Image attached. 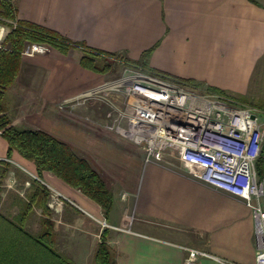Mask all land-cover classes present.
I'll return each instance as SVG.
<instances>
[{"label": "crops", "instance_id": "0c3cea01", "mask_svg": "<svg viewBox=\"0 0 264 264\" xmlns=\"http://www.w3.org/2000/svg\"><path fill=\"white\" fill-rule=\"evenodd\" d=\"M14 3L18 18L57 30L72 42L120 54L108 59L123 63L124 57L139 59L151 49L150 68L233 92L248 90L264 60V0ZM0 25L10 30L5 22ZM83 53L75 45L67 52L50 47L46 53L22 55L4 93L11 124L67 143L112 192L111 209L104 213L54 173L39 176L34 162L18 151L8 156L0 130V179L18 184L26 171L68 201L60 218H52L55 249L73 264H94L96 248L105 239L115 264H184V246L211 254L201 256L199 264H255L254 213L242 198L202 181L176 151L146 161L142 146L99 125L110 120L103 106L58 108L64 97L107 78L81 65ZM6 164L9 170L2 176Z\"/></svg>", "mask_w": 264, "mask_h": 264}, {"label": "built area", "instance_id": "2783aa9c", "mask_svg": "<svg viewBox=\"0 0 264 264\" xmlns=\"http://www.w3.org/2000/svg\"><path fill=\"white\" fill-rule=\"evenodd\" d=\"M7 32L8 27L0 25V46ZM49 48L30 42L21 54L46 53ZM103 91L121 97V104L106 100L110 122L103 126L142 146L146 161L160 159L166 150L176 151L202 181L245 201L254 213L255 264H264V177L256 167L264 153V111L160 73L129 67L115 80L64 103L85 101ZM183 248L184 264H199L201 256H211L194 247Z\"/></svg>", "mask_w": 264, "mask_h": 264}, {"label": "trees", "instance_id": "16d2710c", "mask_svg": "<svg viewBox=\"0 0 264 264\" xmlns=\"http://www.w3.org/2000/svg\"><path fill=\"white\" fill-rule=\"evenodd\" d=\"M0 22L10 26L0 46V130L8 142L7 155L18 151L23 157L32 160L39 176L50 171L71 186L80 189L102 207L104 213L111 209L113 196L100 174L84 158L79 156L67 143L53 135L35 129L21 128L11 124L6 113L4 93L18 74L22 50L27 43H45L61 52H67L75 45L83 48L80 63L96 72H106L110 68L108 58H120V54L95 50L84 42H72L62 33L42 24L18 18L14 0H0ZM12 22H10V21ZM151 49L146 50L139 59L123 58V62L142 67L144 70L160 73L183 83L199 87L213 93L226 95V90L198 82L169 76L150 68ZM7 165V164H6ZM260 177H264V153L256 163ZM8 165L1 171L5 175ZM22 198L23 208L14 217L0 213V264H73L54 247V221L48 206L49 191L45 184L33 180ZM34 206L41 208V229L30 232L25 226L29 212ZM94 264H115L112 249L102 239L94 254Z\"/></svg>", "mask_w": 264, "mask_h": 264}, {"label": "rangeland", "instance_id": "374dc122", "mask_svg": "<svg viewBox=\"0 0 264 264\" xmlns=\"http://www.w3.org/2000/svg\"><path fill=\"white\" fill-rule=\"evenodd\" d=\"M107 62L110 63V68L108 71L102 72V73H107V78L103 82L95 84L94 86H97L107 81L115 80L116 78L121 76L123 73H125L128 67L129 68H142V67H136L133 64L131 65L125 62L120 63L118 62V60L116 61L114 59H108ZM202 83L206 84L205 82H202ZM188 85L192 86L190 83ZM210 86H213V85H210ZM223 90H226V89H223ZM203 91H207V90H203ZM226 91L228 92L226 95H221L219 93H214V94L225 96L232 103H235L238 105H245V106H249L254 109L260 110V111H264V60L262 64L256 68L254 77L252 81L250 82L248 90L246 92L240 93V92H233L229 90H226ZM74 96L76 95L64 97L59 102L58 108L60 109L65 108V107L75 108L77 106H83V105L88 106L89 104L96 105L97 107L103 106V108H106L107 117L110 119V114H109L110 106L106 100L114 102V103H117L118 98L121 100V97L118 96L114 91H108V92L103 91L99 94V96L87 98L85 101L75 99V101L71 103H64V100L66 98H71ZM107 122H110V121H107ZM105 123L106 122H100L99 125H101L105 130L109 132H114L106 128L105 126H103ZM33 180H37L36 177H34L32 174H29L26 171L20 177V180L18 179L17 181L18 184H16L14 181H11L9 177H7L5 180L0 179V213L1 214H4L8 217H14L19 213L21 208H23V203L19 204V202L22 201V198L24 199L27 198L26 192L30 189ZM47 188L49 191L48 206L50 208L51 218L59 219L60 214L58 212L60 211L62 206H66L68 201L66 200V197L56 196L57 195L56 190H52L49 187ZM73 213L78 215V213L75 210H73ZM42 217H43V213H42L41 208L38 206H34L33 209L29 212L27 219L25 220L26 228L32 233H37L38 231H40ZM53 228H54V225H53Z\"/></svg>", "mask_w": 264, "mask_h": 264}]
</instances>
